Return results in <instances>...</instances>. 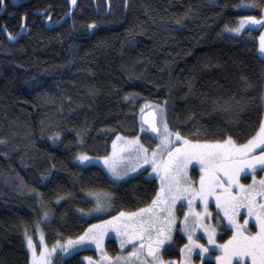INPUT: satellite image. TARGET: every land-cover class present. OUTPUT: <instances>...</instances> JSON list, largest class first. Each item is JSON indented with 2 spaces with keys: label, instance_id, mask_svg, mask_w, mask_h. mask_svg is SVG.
Returning a JSON list of instances; mask_svg holds the SVG:
<instances>
[{
  "label": "trees",
  "instance_id": "trees-1",
  "mask_svg": "<svg viewBox=\"0 0 264 264\" xmlns=\"http://www.w3.org/2000/svg\"><path fill=\"white\" fill-rule=\"evenodd\" d=\"M5 3L0 264H29L23 235L33 233L37 222L48 245L83 233L92 220L77 209L93 208L90 193H113L111 212L150 204L158 189L154 178L135 174L118 183L96 165L76 163L77 153L106 155L117 134L139 135L152 147L150 134L141 131L147 103L163 106L169 127L189 138L231 135L243 143L258 131L264 58L257 31L230 29L239 16L260 14L261 0ZM245 4L256 7H237ZM174 239L165 256L178 257L184 238L176 234ZM106 249L114 254L116 241L107 239ZM79 255L55 261L84 264Z\"/></svg>",
  "mask_w": 264,
  "mask_h": 264
},
{
  "label": "snow or ice",
  "instance_id": "snow-or-ice-1",
  "mask_svg": "<svg viewBox=\"0 0 264 264\" xmlns=\"http://www.w3.org/2000/svg\"><path fill=\"white\" fill-rule=\"evenodd\" d=\"M71 3L76 5L77 0H71ZM261 3L264 4V0H261ZM0 6L7 7L5 0H0ZM241 6L256 7L237 5ZM94 24L95 22L89 27H94ZM255 24L264 25V15L259 18L240 17L237 26L230 31L240 33L245 30V25L250 28ZM7 34L11 39H16L11 32ZM259 46L264 50V34L260 37ZM141 111L143 112V108ZM163 112V106H159V112L154 108L151 119L147 121L151 134L158 139L154 148L146 147L141 143L139 136L126 140L125 146L119 147L117 140L121 137L117 134L116 140L112 141V153L100 158L107 165L111 175L117 179L129 177V173L137 172L138 169V175L150 176L148 169L151 168L152 173L159 176L160 187L150 204L135 212L121 211L108 220L90 224L81 235L75 239L69 238L67 246L57 241L49 249L45 244L39 256L33 238L26 230L27 247L32 251L31 264H52L57 247L67 253L73 245L91 242L103 250V238L109 226L115 228L121 237V248L130 241L138 243L125 255L115 258L104 252V259L112 260L113 264H173V261L164 259L161 249L167 251L175 243L173 232L180 219L177 215L178 201L181 211L185 202L187 205L180 227L188 242L181 249L184 259L176 261L175 264H194L192 254L197 248L202 261L205 260L206 254L212 256L210 248L216 246L217 233L229 231V239L218 246L220 254L215 256L218 264H232L233 258H237L238 264H246L245 258H250L251 264H264V176H256L258 170L264 172V120L260 122L255 135L244 143H237L231 135L223 139L189 138L182 135L179 129L173 131ZM141 130L144 131L143 124ZM144 134L149 135L148 132ZM79 159L85 161L89 157L87 154H81ZM121 161L128 163L121 167ZM144 165L148 167H143ZM197 167L198 180H194L190 169ZM248 172L252 175V182L242 183L241 174ZM90 195L95 198L97 212L103 211L113 197V193ZM212 198L217 209L214 217L216 223L206 222L213 219L209 207ZM197 202L202 205L201 208H197ZM242 209L245 211L242 212ZM47 215L45 212L43 218ZM252 217L254 226L258 229L256 231L248 226ZM36 227L39 230V222ZM197 229H202L206 234V244L200 242L196 235ZM40 239L44 240L42 231ZM88 259L91 260L90 257Z\"/></svg>",
  "mask_w": 264,
  "mask_h": 264
},
{
  "label": "rangeland",
  "instance_id": "rangeland-1",
  "mask_svg": "<svg viewBox=\"0 0 264 264\" xmlns=\"http://www.w3.org/2000/svg\"><path fill=\"white\" fill-rule=\"evenodd\" d=\"M245 5H249V4H245ZM242 9L243 10H249V7H242ZM261 15H264V8L260 11V14H258V15L257 14H253V13H247V14H244L242 16H239L238 22H239L240 17H243V16H256L257 18H259ZM238 22H237V24H238ZM246 29H252V30H256L257 31L256 37H257V40H258V51H259L260 56L264 58V50H262L260 48V46H259L260 45V37H261L262 34H264V25L255 24V25H252L250 28H249L248 25H245V30ZM242 31H244V30H242ZM233 33H235V32H233ZM240 33H236V34H240ZM7 36H8V34H7ZM8 38H10V37L8 36ZM263 102H264V100H263ZM144 106H143V108H144ZM159 106H160L159 103H147V105L145 106L144 109L155 108L156 111L159 112ZM163 116H164V113H163ZM263 120H264V116H263ZM143 132H146L145 128H144ZM119 136L121 137V139L117 140V145L119 147H124L125 143H126V140L131 139V138L136 137V136H139V135L124 136V135H120L119 134ZM116 138H117V136H115L113 140H116ZM151 139L153 140V146L150 147V148H154L155 144L158 142V139L155 138L152 134H151ZM112 141L110 143L109 152L106 155H110L112 153ZM140 141H141V139H140ZM141 143H143V142L141 141ZM144 145L146 147H148L146 144H144ZM81 154H83V153H77V155H76V163L78 165H80V166L96 165V166L102 168L110 179H112L113 181L118 182V183L124 182L129 177H131V176H133L135 174H138L140 172V170L138 169L137 172L129 173V177H125L123 179H117L116 177H113L111 175V173L109 172V170L107 168V165H105L103 160L100 159L103 156H96V155L87 154L89 159L85 160V161H81L79 159V156ZM123 154H126V153H122V155ZM106 155H104V156H106ZM127 163H128L127 161H121L120 165H121V167H124V165L127 164ZM143 167H148V166L144 165ZM148 171H149V173H151V175L150 176L149 175H144V177H146V178H154L156 180V182H157V185H158V189H157V191H158L159 187H160L159 176L157 174H155V173H152L151 168H149ZM190 174L193 175V179L194 180H198V175H199L198 167L195 168L194 170L190 169ZM256 176H257V178H259L260 176H264V172H260L258 170L257 173H256ZM241 182L245 183V184L251 183L252 182L251 173L250 172H248L247 174L246 173H242L241 174ZM93 199H94V205H93V208L91 209V212L88 209H83L84 210L83 212L79 211L82 208L77 209V213L80 216H82V217H84L86 219L92 220L89 223V225L90 224H98L101 220H108V219H110V217L116 216L119 212L124 211V210H120V211H117V212H111V208H110V204H109V205L104 207L103 211L97 212V211H95V198L93 197ZM177 203H178L177 215H178V217L180 219L177 221V227H176V229L173 232V236L175 238L176 234L181 235L184 238V242L178 247V252H179L178 257L165 256L164 249H161V252H162V254L164 256V259L173 261V264H175V262L178 261V260L182 261L184 259V256H183V254L181 252V249L183 248V245L188 242L186 234L182 231V229L180 227V221H182V219H183V211L187 210V205H186V202H185V207H184L183 211H181V210H179V203L180 202L178 201ZM196 206H197V208H201L202 207V205H200L199 202H197ZM209 207H210V211L213 213V219L208 220L206 222L216 223V220H215L214 217L216 215L217 209L215 208L214 198H212L210 200ZM141 208H144V207H141ZM136 210L124 211V212H135ZM241 211L244 212L245 210L242 209ZM221 215H222V213H221ZM124 219H126V218H124ZM250 220L252 222L248 226L250 228H252L253 231L258 230L254 226V217L250 218ZM225 222H226V220H225ZM241 222H242V220H241ZM88 226H87V228H88ZM41 231L43 232V236H44V240L43 241H41V239H40ZM221 233H223V232H218L217 233L216 246L214 248H210V250L212 251V256L209 257L206 254L205 260L202 261L200 256H199V249L197 248V249L194 250V252L192 254V259L194 261V264H204L206 261H212L214 264H218V262L215 260V256L220 254L218 246L220 244L224 243L225 241H227L229 239V237L231 236V232L229 231V234L226 235L222 240H218V236ZM27 234L32 236L33 243L36 246V251H37V255L38 256H39V253H40V251L42 250V248H43V246L45 244L48 246L49 249L52 248V246L54 245V244L53 245H48L46 243L42 225H39V230L36 227L35 230L33 231V233H28L27 232ZM196 235L199 237L201 243H205V244L207 243V236H206V234L203 233L202 229H197ZM75 238L76 237H74L72 239H75ZM109 238L114 239L116 241V244H117V251L114 254H110L107 251V249H106V240L109 239ZM68 239L63 240V241H59V242H60V244H63L65 246H67L66 242H67ZM23 240H24L25 249H26V251L28 253V262H29V264H31L32 251H31V249H29L27 247V240H26V237H25V233L23 235ZM120 240H121V237L117 234L116 229L109 226V227L106 228V232H105V235H104V238H103V250H101L100 248H97L96 245L94 243H91V242L83 244V245H73L72 247L69 248V251L67 253L62 252L61 249L59 247H57L56 253H54L53 257H52V264H58L55 261V260H57L58 257L61 258V259H64V258H66L68 256H71V255L75 254V253H80L79 257H80L81 261L84 264H113L112 260H108V259H104L103 258V253L104 252H106L109 257L115 258L118 255H125L128 251L132 250V247H133L134 244L138 243V241H130L128 243H125L124 247L121 248ZM89 257L91 258V260L88 259ZM245 260H246V264H251L250 258H245ZM232 264H238L237 258H233Z\"/></svg>",
  "mask_w": 264,
  "mask_h": 264
},
{
  "label": "water",
  "instance_id": "water-1",
  "mask_svg": "<svg viewBox=\"0 0 264 264\" xmlns=\"http://www.w3.org/2000/svg\"><path fill=\"white\" fill-rule=\"evenodd\" d=\"M10 1H11V4L12 5L17 6V5H20L23 2H26L27 0H10ZM3 12H4V8L2 7V9L0 10V15ZM152 110H153V108L148 109V110L144 111L142 113V115H141V121H142L143 125H145L149 129L150 132H151V127H150V125H148L147 121L149 119H151V112H152Z\"/></svg>",
  "mask_w": 264,
  "mask_h": 264
}]
</instances>
